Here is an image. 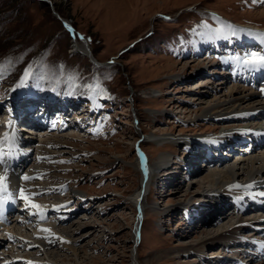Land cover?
<instances>
[{
	"label": "rangeland",
	"instance_id": "374dc122",
	"mask_svg": "<svg viewBox=\"0 0 264 264\" xmlns=\"http://www.w3.org/2000/svg\"><path fill=\"white\" fill-rule=\"evenodd\" d=\"M49 3L0 0V139L11 121L21 151L30 152L24 171L36 168V177L41 178L34 180L35 186L52 191L67 205L62 214L57 212L70 218L64 228L82 225L73 246L82 258L79 264H264V198L258 195L256 200L262 203L253 205L246 198L239 203L246 208L242 212L230 194L208 197L210 166L204 158L191 160L192 151H186L187 139L233 131L243 142L234 144L225 163L264 157L263 147L252 148L254 140L244 138L251 131L264 136V114L234 121L199 116L216 99L222 102L233 86L239 92L264 89V75L257 82L255 73H236L233 64L223 61L264 47L223 42L213 53V39L225 41L231 35L229 24L236 34L247 32L250 40H264V0ZM78 34L87 41L91 57L78 47L84 46ZM202 47L206 52L197 57ZM29 66L35 77L27 87L18 88ZM97 88L103 99L93 114L67 113L79 123L72 128L51 132L25 127L27 114L17 117L15 124L10 115L14 108L26 106L24 93L80 99L79 106L70 108L75 110L85 108ZM141 152L149 165L164 160L167 166L159 168L149 189L142 191L145 213L138 216L131 196L141 190L142 173L136 167ZM189 162L193 176L186 169L190 170ZM9 193L13 210L0 214V224L9 222L16 238L21 237L18 232L32 235L36 225L29 215L32 209L25 210V202H16ZM3 195L8 198V193ZM204 202L213 206L205 211ZM239 220L254 221L259 228H241L218 240ZM136 223L137 240L132 236ZM6 241L0 256L25 264L20 255L26 251L13 253L18 243ZM60 247L49 252L61 255L60 264H74L73 253ZM38 250H32L33 256L43 253ZM174 250L176 255L171 254ZM40 254L37 257L43 258Z\"/></svg>",
	"mask_w": 264,
	"mask_h": 264
},
{
	"label": "bare ground",
	"instance_id": "6f19581e",
	"mask_svg": "<svg viewBox=\"0 0 264 264\" xmlns=\"http://www.w3.org/2000/svg\"><path fill=\"white\" fill-rule=\"evenodd\" d=\"M243 35H245L246 37L239 39L238 40L239 42H245L249 45H256L257 44L254 40H250L251 38H248L250 35L247 34V32L243 33ZM213 40L215 41L216 37ZM248 40H250V41H248ZM261 43L264 45V40H261ZM222 45H224L223 40L220 42L219 46L222 47ZM84 46H85V44H84ZM84 46L81 45L78 47H80L82 50L89 53V51L87 50V47L85 46L86 47V50H85ZM201 52L202 53L200 55L197 54L196 56L202 57L205 54L206 50L204 47H202ZM90 53H91V51H90ZM209 61H211V60H209ZM223 61L225 63H227L226 61H228V60H223ZM231 63L234 64V68H238L236 61L234 59H232ZM228 64L230 65V63H228ZM252 71L256 72L257 82H259V80H262V77L264 75L263 69L252 70ZM76 90H77V88H76ZM249 90L250 91H248V92L244 91V90H242V92H239V89L235 88L234 86L229 88L227 90V92L222 95V97L223 96L225 97V99L222 102L218 101L216 99L215 102L211 106H209L208 108H206L202 112H200L199 116L212 117V118L214 117V118H217L219 120H230V121L232 120V121H234L240 117L248 119L247 116H249V115H254V114L259 115V113L264 114V102L262 101V100H264V91L256 90V89H252V88ZM23 96H24V94H23ZM30 96H32L31 100L34 101L35 103H36V100L43 98L44 102H45L44 105L46 106L43 113L36 114L37 116L34 119L36 127H41L39 122H38L39 119L42 118L44 115L45 116L49 115L52 111V107L54 105H56L57 103L63 104L62 107H63V109H66V110L68 107H71V108L74 107L76 105L75 103H77L78 106L80 105V103H79L80 99L74 100V99H72L71 96H68L67 99H65L64 101H60V100L57 101V99L55 97L53 98L52 96H40V95H34V94H30ZM25 97L26 96H24V98ZM251 100L257 101V103L258 102L259 103L256 106H250L247 103ZM34 102H30V105L32 106L31 108L37 107V105H35ZM95 104H96V96L93 94L91 96V102L90 103L87 102V104H86L87 106H90V109H89L90 111H83V112L81 111L80 115H84V114H88V113L93 114L95 112V107H94ZM69 110L70 109H68V111ZM16 111H17V108H16ZM20 116L21 115H19L17 117H20ZM80 118L82 119L83 117H80ZM17 119H20V118H17ZM76 124H79V123L74 122L72 124V127L76 126ZM8 125H9V123H8ZM6 127H8L7 124H6ZM70 127H71V125H70ZM50 131L53 132V131H60V130H52L51 129ZM6 132H9L11 134L12 131L8 127ZM226 135L227 136H235L236 134H235V132L232 131ZM251 135L252 134L250 133L248 136H250L251 139L254 140L252 148H255L256 145L264 148V136L262 134H256L254 136H251ZM2 139H0V140H2ZM197 139L198 140L193 139L194 142L191 139L186 140V144L188 145V147L186 148V151L188 149L190 152L191 151L195 152V153L191 152L193 155L191 153H190L191 155H189L191 160H194V161L196 159H199V157H200V155L197 152H199V149H201L203 147L202 143H204L205 140L215 139V136H203V137L197 138ZM158 140L162 141L163 138H161V139L159 138ZM19 142H20L19 139L16 137V147L14 149H11L12 157L7 160V166L9 168V180H8L9 190L13 191L16 202L17 201L19 202V201H21V199L19 198V188L20 187L25 188L26 194H28L32 198L33 202L41 205L42 209H46L45 214H46L47 218L41 220L39 215H36V216L30 215L31 217H34V219L36 221V225L34 228L35 230L32 233V235H30V236L18 232L19 236H21L22 238L21 237L16 238V236L12 234V232L14 233L15 230L11 226L8 225L9 222H5L4 224H0V249H1V247H4L5 239L8 241L10 239L12 240L13 238H15L14 241L17 242L18 245L15 244L17 249L15 251H13V253L17 252V254H18V252L26 251V254L20 255L21 258H23L25 264H27L28 261H31L32 264H60V263H63L62 260L59 259V257L61 256V255H59V253H58V255L57 254L55 255V254L49 252V250H51L52 247L58 248L59 246H61L60 248H62L61 251L70 250L73 253V255L75 256V258L77 260L74 264L81 263L82 258L79 256L77 250L73 248V246L75 244V239H74L75 234L78 233V229L82 225L79 223H76V224H73L69 228H64L63 226L66 225L70 221V218L69 219L64 218L65 216H63V215L60 216L59 214H57V212L60 211L61 209L58 211L52 210L53 206L63 205L62 200H60L59 197H57L55 194H53L52 191H47L42 187L35 186V184H34L35 179H31L29 181H24L22 179V175H24V174L32 176V177H36L38 174H36V168L34 171H27V172L24 171V168L28 164L29 159H30V152L21 151L22 147L19 145ZM204 145H205V147L208 146V144H204ZM3 147H4V150L6 152L9 151L8 142H4ZM250 151L251 150H249L248 152H250ZM140 157L137 158V160H136V167L142 173L141 190H139L137 193H135L134 195L131 196V202H133V204H135L137 206V209L139 212L138 216L145 213V209H144L145 198H144V195L142 194V191L149 189L150 182L152 183L153 179L156 177V171L161 167L167 166V162H165L164 160H159L157 163L155 162L154 165H149L148 161H147V156L145 154H144V156L140 155ZM256 160H257V158H252L248 162L245 159L244 160L240 159V161H235L232 164L225 163L226 162L225 159L224 160H216V161L207 160L210 167H209L208 175L206 176V179L212 186L210 188L211 191L209 192V195H207V196L217 199V198L224 196L225 194H230L231 195L230 197L233 198L235 203H237V205H238V211H242V212L245 211L246 208L244 206L239 205V203L244 202V200L246 198L252 202L251 205H253V203L254 204L262 203L258 199L256 200V197L258 196L259 192L264 191V157L262 158V160L261 159L259 161H256ZM257 163H260L258 167L255 166ZM188 165L190 167V170L188 169L187 166H186V169L188 172H190L191 176H193L194 173L191 169L193 162H189ZM167 172H170V171H167ZM2 173H3V169L0 168V174H2ZM238 179H241V181ZM235 184H239L242 186L248 185V184H253V187L250 189L246 188V187H240V188H230L229 187L230 185H235ZM38 193H44V194H38ZM259 197H261V196H259ZM262 198H264V197H262ZM211 204H212L211 202H206V204L203 205V207L205 208L204 210L207 211L209 207L211 208L213 206ZM25 206H27L26 202H25ZM11 208H12V204L9 201L8 203H6L4 205L3 212H0L1 216H3L6 213L7 209H9L8 213L11 212V210H12ZM27 208H31V207L28 206ZM31 209H32V212L40 211V210L33 209V208H31ZM65 209H63V210H65ZM60 213L62 214L63 212L60 211ZM28 218H30V217H28ZM137 219H139V218L137 217ZM29 220L26 222L28 223ZM137 223L134 227L135 228L134 235H132V236H134V239H136V240L138 237V229H137L138 224ZM256 224L257 223H255L254 221H249L248 223H244L242 220H239V221L235 222L232 225V227H230L226 232L222 231V233L220 234V237H219V235H216V237H219L218 240H221L223 237L227 238L229 236H233L241 228H252L253 230H255V229L259 228ZM33 227H34V225H33ZM41 229H50L51 232L50 233L44 232V231H41ZM44 237H51L52 239H55V237H63L64 241H67V242H61L59 240H56L54 243H50L48 241V239H44ZM33 242L35 244H38V246L37 245L34 246L32 244ZM35 248H38L39 249L38 251H41L43 253L40 254L38 252L35 254L36 256H33V254L31 252ZM177 253H178V251H175V250L171 251V254L176 255ZM39 254L43 255V258L37 257V256H39ZM0 259H2L0 261V264H21L18 262L19 260H17L15 257L12 258V256H9V255L0 256Z\"/></svg>",
	"mask_w": 264,
	"mask_h": 264
},
{
	"label": "snow or ice",
	"instance_id": "6c2138e0",
	"mask_svg": "<svg viewBox=\"0 0 264 264\" xmlns=\"http://www.w3.org/2000/svg\"><path fill=\"white\" fill-rule=\"evenodd\" d=\"M255 2V0H253ZM226 27L230 30L231 36H236L237 30L233 29L232 26L226 25ZM216 31H221L220 29H217ZM264 35V34H261ZM82 38V37H81ZM236 61L237 67L242 68L244 70H260L264 69V50L262 51H251L244 54H237L234 57H232ZM35 77V73L31 66L25 69L23 72V78L20 80L19 84L17 85L18 88H23L28 86V81L33 79ZM42 78V77H41ZM264 91V90H262ZM9 127H11V121H9ZM4 142H8V148L9 151H5L3 144ZM16 147V132L12 131L11 134L9 132H6L3 134V139L0 140V168L3 169V173L0 174V212H3L4 205L9 202V198H11V193H9V168L7 166V160L12 157V151L11 149H14ZM60 163H66L67 161H59ZM41 177H32L29 175H22V179L24 181H29L31 179H37ZM230 188H240V187H246V188H252L253 184L248 185H230ZM8 193V198H6L3 194ZM38 194H44V193H38ZM259 196L264 197V191L258 193ZM19 198L22 201L26 202L27 206H30L33 209L40 210L38 212H30L29 215L36 216L39 215L40 219H46V209H42V206L34 203L32 198L26 194V189L23 187L19 188ZM27 206L25 210H27ZM67 205H58L53 206V211H58L62 208H66ZM41 231L44 232H51L50 229H41ZM54 235V234H53ZM15 239V238H13ZM44 239H48L50 243H54L56 240H59L61 242H67L64 241L63 237H55V239H52L51 237H44ZM27 264H32L31 261H28Z\"/></svg>",
	"mask_w": 264,
	"mask_h": 264
},
{
	"label": "water",
	"instance_id": "95a60500",
	"mask_svg": "<svg viewBox=\"0 0 264 264\" xmlns=\"http://www.w3.org/2000/svg\"><path fill=\"white\" fill-rule=\"evenodd\" d=\"M45 2L49 3V0H44ZM50 4V3H49ZM53 13L58 16L54 11ZM60 19V21L63 23V25H65L68 29H73L72 26L64 19L58 17ZM79 38L81 39V41L85 44V46L87 47V50L89 51L88 55L89 57H91V53H90V48L88 46L87 41L84 38H81L80 35L78 34Z\"/></svg>",
	"mask_w": 264,
	"mask_h": 264
}]
</instances>
